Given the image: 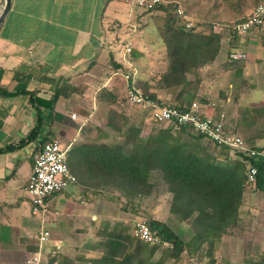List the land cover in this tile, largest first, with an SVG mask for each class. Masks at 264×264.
I'll use <instances>...</instances> for the list:
<instances>
[{
	"label": "crops",
	"instance_id": "0c3cea01",
	"mask_svg": "<svg viewBox=\"0 0 264 264\" xmlns=\"http://www.w3.org/2000/svg\"><path fill=\"white\" fill-rule=\"evenodd\" d=\"M2 3L0 0V12ZM236 3L244 14L234 21L243 19L264 0H252L246 5L241 0ZM156 13L161 12L148 13L137 8L130 11L127 0H11L10 10L0 27V91L18 94L5 96L0 93V264H28L38 252L40 228L51 235L40 255V263L60 252L73 258L74 264H90L89 260L98 254L94 250L80 254L81 248H89L95 242L92 234L101 217L97 198L88 201L81 197L74 205L73 201L63 199L54 202L57 193L46 200V213L33 215L25 189L38 145L8 148L16 147L25 139L36 122V111L30 105L29 96L22 91L36 92L37 97L47 100L62 84H69L82 93L59 98L53 124L44 125L39 139L70 138L65 145L60 143L68 150L76 142H88L92 138L89 132L80 134L84 124L92 121L98 126L103 122L102 111H118L120 99L125 100V82L121 74L127 71L119 56L122 42H132V63L138 86L144 76L166 68V49L158 31L162 22L153 18ZM149 26L152 28L147 34ZM250 32L254 37L242 38ZM250 32L237 36L232 45L224 39L220 58L203 67L205 71L219 69V78H222L218 86L226 90L222 102L227 111L223 113L226 128L231 132L241 120L240 110L236 114L238 107L264 104V26ZM223 44H227L226 53ZM231 54H243L244 58L232 60L229 59ZM133 55L137 56L135 60ZM226 59L228 68L224 66ZM116 66L119 68L115 69ZM228 74L227 88L224 78ZM254 80L256 84L252 83ZM157 98L168 102L159 94ZM245 98L254 100L244 101ZM203 111L213 117L222 113L208 112L206 106ZM72 115L75 118L72 119ZM259 128L258 125L250 129L239 127L234 133L241 132L249 137L248 140L243 137L245 144L255 148L264 145V135L255 136ZM77 185L81 191V185ZM62 210L65 215L60 219ZM154 213L157 211L151 210L155 218ZM172 225L183 241L192 237L189 220H179ZM245 244H252L260 251L264 249V191L253 184H247L244 189L237 225L221 237V247L215 253L216 264H227L226 261L233 259ZM258 264H264V260Z\"/></svg>",
	"mask_w": 264,
	"mask_h": 264
},
{
	"label": "trees",
	"instance_id": "16d2710c",
	"mask_svg": "<svg viewBox=\"0 0 264 264\" xmlns=\"http://www.w3.org/2000/svg\"><path fill=\"white\" fill-rule=\"evenodd\" d=\"M155 11L163 13L159 32L166 49V68L156 83L148 85L140 81L139 87L152 99L157 98L156 91L172 92L174 104L185 107L192 102L190 94L200 89V70L219 59L224 39H229L232 45L237 34L231 30L230 24L221 26L218 33L214 32L211 24L204 27L193 25L186 29L184 25L187 21L179 17L172 6L160 5L145 12ZM133 57L134 60L137 58L136 55ZM152 88L155 91H151ZM0 93L5 96L18 94ZM22 93L29 96L30 105L36 111V122L25 139L8 149L33 143L38 145L36 152L50 141L47 137L39 138L44 125L52 126L59 98H69L82 92L69 84H62L47 100L37 97L36 92ZM98 98L103 100L101 96ZM200 100L205 103V100ZM100 115L104 125L96 139L73 146L67 154V164L75 183L81 185L82 190H92L96 195L102 189H115L126 201V207L122 206L121 210L137 214L141 198L150 194L156 176L160 174L170 194L169 214L181 221L189 220L192 237L183 241L165 223L148 218L145 222L152 233L169 245L156 258L160 249L158 246L140 242L129 226L122 222L112 226L105 222L96 232L98 254L89 263L177 264L185 253L190 262L206 260V264H216L215 253L221 247V237L237 225L250 168L257 170L254 187L264 191V159L247 161L240 155L230 156L225 147L216 144H212L210 150L199 146L198 141L204 140L203 136L186 127L177 132L158 129L142 140L139 137L140 128L131 125L133 118L124 110L107 109ZM240 115L241 120L236 128L234 126L233 133L239 127L250 129L258 125L260 128L255 136L264 135V104L246 107ZM112 132L119 136L120 143L108 144L105 141ZM185 137L191 141L187 142ZM250 148H254L253 145ZM40 264H74V259L54 254Z\"/></svg>",
	"mask_w": 264,
	"mask_h": 264
},
{
	"label": "built area",
	"instance_id": "2783aa9c",
	"mask_svg": "<svg viewBox=\"0 0 264 264\" xmlns=\"http://www.w3.org/2000/svg\"><path fill=\"white\" fill-rule=\"evenodd\" d=\"M130 11L141 9L150 11L153 8L164 5L162 0H127ZM179 17L186 19L184 12L177 8L174 11ZM185 28L190 29L193 24L185 23ZM264 26V3L255 6L243 18L230 24L231 30L237 35H245L254 28ZM222 28H219L221 30ZM132 42H122L119 50L121 63L126 67V73L121 74L125 82V102L130 107L139 109L145 116L147 124L158 125L162 130L177 132L181 128H189L196 135L203 136L212 144L225 147L230 156L240 155L243 159L257 161L264 159V145L250 148L236 133L225 128V115L219 113L213 117L203 111V106L197 102H191L188 106L180 107L174 103L162 102L159 98L152 99L145 95L138 86L136 71L132 63ZM230 59H243V54H231ZM71 118H75L74 115ZM68 148H63L58 140L45 142L32 156V171L28 177L26 193L30 198L32 214L46 213V200L54 194L66 191L75 183L74 176L70 173L67 164ZM256 168H250L247 174V184L255 183ZM57 214V213H55ZM133 235L145 244L158 246L160 249L169 248L166 242L152 233L145 221H138L133 227ZM50 233L40 228L37 235L38 252L28 264H39L40 255L44 245L49 241ZM58 250V247H57Z\"/></svg>",
	"mask_w": 264,
	"mask_h": 264
},
{
	"label": "rangeland",
	"instance_id": "374dc122",
	"mask_svg": "<svg viewBox=\"0 0 264 264\" xmlns=\"http://www.w3.org/2000/svg\"><path fill=\"white\" fill-rule=\"evenodd\" d=\"M162 1L165 6H172L175 9L177 8L181 9L186 15V17L189 18V21L194 26L197 25L198 27H201V26L204 27V25L211 24L214 27L213 30L215 33H218L220 31L219 28H222L221 26L231 24L232 21L238 18H241V16H243L244 14L243 10H240V5L238 6V4L236 3L237 0H162ZM241 1L245 2L244 3L245 5L246 3L248 4L252 2V0H241ZM153 18L156 20L159 19V21L162 22L163 13L162 12L156 13L155 17ZM151 28L152 26L148 27L147 34L151 32L150 30ZM155 28L157 29V27ZM237 36L239 37V35ZM248 37H254V36L251 34V32L250 34L246 36H242V38L244 39H247ZM226 40H229V39H226ZM227 43L229 45V41ZM225 45L227 44H223L224 46L223 51L226 53L228 48ZM227 61L228 60L226 59V62L224 63L225 68H228L226 67V65L229 64L227 63ZM160 69L161 68H159L158 71L154 73L153 75H150V76L148 75L149 77L144 76V80H143L144 83L146 82V84L148 85L150 84L152 85V82L156 83L158 78L162 75L164 71V68L162 72ZM200 74L202 77L201 86L198 91L192 92L190 94L191 101L192 102L195 101L202 106H206L208 112H211L213 110L214 112H223L224 110H226V108L224 107V102H222V100H224V96L226 97V90L223 91L222 88H219L218 86L222 78V77L219 78L220 77L219 69L215 68L212 71L211 70L205 71L202 68L200 70ZM229 83H230V76L228 74L227 76L225 75L224 86L228 88ZM252 83L256 84V81L254 80V82L252 81ZM240 89H242V86L240 87ZM246 89L248 90L250 89V87L248 86L246 87ZM156 93L166 98V101L174 103L173 101L174 94L172 92L166 93L162 91L161 92L156 91ZM200 99L205 100V103H202ZM249 100L253 101L254 99H250V98L244 99V101H249ZM120 103H121L120 110L121 111L124 110L125 112H127V114H130L132 116L133 121L131 125H134L140 128L139 137L142 140H146L149 136H151L152 134H155V132H157L158 129H160V126L158 125L147 124L148 122L146 121V116L139 109L130 107L128 104H126L124 99L121 98ZM251 106H253V104L249 105V107ZM72 108L73 106H70V109ZM244 108L246 107L244 106L238 107L237 108L238 111H236V114L239 112V110L240 112L243 111ZM84 125L85 127H83L80 130V134L82 133L86 135V132L87 133L89 132L88 134L92 136V138H89V140L92 141V140H95L96 137L99 135V130L103 128L104 122L97 124L98 126H96V124L95 125L92 124V121L88 123L87 125L86 124ZM238 134L240 135L242 139L243 137H245L241 132H239ZM69 139L70 138H66V139L57 138L54 140H58L62 145H65L66 143L69 142ZM185 139L187 142L191 141L187 137H185ZM248 139L249 137H245V140H248ZM105 141L108 144H115V143H120L121 140L117 134L115 135L112 132L111 135ZM76 143L75 145H80L79 143L78 144ZM198 144L199 146L201 145L203 147L209 148V150L211 147H213L212 143H210L206 139L198 141ZM69 171H70V168H69ZM156 178L157 180L155 181L156 182L155 186L151 190L150 194L148 196L141 198L140 203H139L140 207L138 208L137 214H133L127 210L125 211L121 210L122 206L126 207L125 205L126 201L124 200V197L122 196V194L119 193L115 189H110V188L102 189L99 195H96L93 193L92 190H87L88 192L84 190L80 191V189H78L80 187L77 185V183H74L64 193H59L58 195L54 197V200H53L54 202L59 201V200L61 201V199H63L65 202L67 200L73 201L74 205H76L75 204L76 202L79 203L81 197H86L85 199H87L88 201H90L94 197L95 199L97 198L96 205H98L99 207V210L101 212V217L99 218L96 224L95 230L93 232L94 234H92V239H95V242L92 243L91 246L89 245L88 246L89 248H86V247L81 248L80 249L81 255H83L85 251H91V252L93 250H94L93 252L98 251L97 244L99 242V239L96 237V232L100 230V228L103 226L105 222H109L111 226L115 222H122L125 225L129 226L130 231L133 234L134 223L138 221H142V220L146 221L150 217L152 218L153 214H151V210L157 211V213H154L155 219L156 218L161 219L163 222L168 224V226H171L175 232H178L175 229V226L172 224L175 222H179V219L172 215L168 216L169 215L168 205H169L170 194L166 191L165 185L163 184L161 180L160 174L157 175ZM69 193H71V195H73L74 197L71 198ZM64 212L65 210L63 211V214L60 217V219L64 217L65 215ZM115 218H117V220ZM178 234L180 233L178 232ZM49 238L51 240V235ZM165 249H159L158 254H156V258H157V255H160L159 253H161V251ZM58 254L63 255L60 252H58L55 255H58ZM234 255L235 256L232 257L233 259H229L226 261L227 264H258L259 262L264 260V249L260 251L257 249V247L253 246L252 244H245L244 246H241L238 249L237 253ZM95 256H97V254ZM220 256L221 258H224V252H221ZM177 264H206V260H201V261L193 260L190 262L188 261L187 255L183 253Z\"/></svg>",
	"mask_w": 264,
	"mask_h": 264
},
{
	"label": "water",
	"instance_id": "95a60500",
	"mask_svg": "<svg viewBox=\"0 0 264 264\" xmlns=\"http://www.w3.org/2000/svg\"><path fill=\"white\" fill-rule=\"evenodd\" d=\"M2 4H3V7L0 12V27L4 21L6 14L10 10L11 0H3Z\"/></svg>",
	"mask_w": 264,
	"mask_h": 264
}]
</instances>
